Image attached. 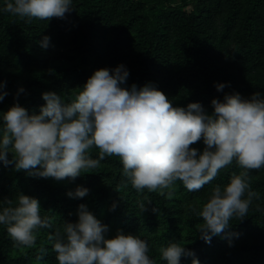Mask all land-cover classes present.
I'll use <instances>...</instances> for the list:
<instances>
[{
    "label": "trees",
    "instance_id": "obj_1",
    "mask_svg": "<svg viewBox=\"0 0 264 264\" xmlns=\"http://www.w3.org/2000/svg\"><path fill=\"white\" fill-rule=\"evenodd\" d=\"M72 8L64 19L49 22L0 12V82L6 81L8 92L0 112L18 102L29 115L39 114L45 92L71 102L95 71L120 64L129 71L124 87L151 83L173 107L198 102L211 113V101L222 102L225 94H264V0H73ZM44 36L50 37L47 49L40 46ZM217 83L230 86L217 92ZM21 87L25 92L17 96ZM190 147L205 146L200 141ZM88 155L96 159L98 149ZM121 171L116 156L75 181L33 178L0 164V202L7 198L15 206L20 194L35 198L41 216L53 223L38 231L33 248H16L0 226V264H37L40 255L39 264H57L49 236L77 221L80 204L109 227V238L119 230L146 240L155 264H165L159 250L170 241L194 252L200 264H264V167L250 173V190L258 198L247 216L230 221L228 232L238 238L222 234L210 244L199 239L203 221L193 209L208 201L215 186L239 174L235 161L196 192L180 181L163 193L137 192L130 183L125 186ZM77 186L87 188L88 196L69 198L66 193ZM181 264H192V257H182Z\"/></svg>",
    "mask_w": 264,
    "mask_h": 264
},
{
    "label": "clouds",
    "instance_id": "obj_2",
    "mask_svg": "<svg viewBox=\"0 0 264 264\" xmlns=\"http://www.w3.org/2000/svg\"><path fill=\"white\" fill-rule=\"evenodd\" d=\"M73 0H5L0 12L20 19L49 22L64 19L73 10ZM50 37L40 46L47 49ZM129 71L123 64L100 69L87 79L71 102L55 92H45L39 114L29 115L17 102L0 112V164L14 165L15 172L33 178L75 181L82 171L100 166L106 157L116 156L122 165L121 175L137 191L161 192L180 181L189 192H196L214 180L219 170L235 161L241 169L229 183L213 188L208 201L196 214L199 239L210 244L214 237L229 233L230 221H243L258 194L250 190L252 170L264 167V94L249 98L238 93L225 94L223 101H211L209 113L200 103L173 107L164 93L151 83L138 88L124 87ZM222 92L225 83L214 85ZM6 81L0 82V102L8 92ZM23 87L17 96L24 93ZM202 141L203 150L190 147ZM98 149V157L88 155ZM11 155V159H9ZM89 190L77 186L66 195L83 199ZM150 204V202H149ZM114 203L110 210L116 208ZM141 213L146 205H140ZM152 212L159 214L157 207ZM39 201L20 194L15 206L5 198L0 202V226L16 248H33L41 229L53 223L41 216ZM75 223H64L49 236L57 264H155L149 245L137 235L117 231L109 238V227L89 212L85 204L78 207ZM229 247L232 241L228 240ZM43 249L41 252L43 253ZM165 264H181L182 257L195 253L170 241L161 247ZM43 256H37V264Z\"/></svg>",
    "mask_w": 264,
    "mask_h": 264
}]
</instances>
